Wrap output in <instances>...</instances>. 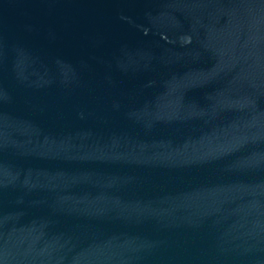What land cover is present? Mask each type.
Listing matches in <instances>:
<instances>
[{"label":"water","instance_id":"water-1","mask_svg":"<svg viewBox=\"0 0 264 264\" xmlns=\"http://www.w3.org/2000/svg\"><path fill=\"white\" fill-rule=\"evenodd\" d=\"M0 264H264V0H0Z\"/></svg>","mask_w":264,"mask_h":264}]
</instances>
